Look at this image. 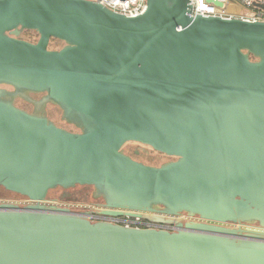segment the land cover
Listing matches in <instances>:
<instances>
[{
  "label": "water",
  "instance_id": "obj_1",
  "mask_svg": "<svg viewBox=\"0 0 264 264\" xmlns=\"http://www.w3.org/2000/svg\"><path fill=\"white\" fill-rule=\"evenodd\" d=\"M83 187L101 215L172 229L48 200ZM0 188L25 199L0 201V264H264V21L0 0Z\"/></svg>",
  "mask_w": 264,
  "mask_h": 264
},
{
  "label": "built area",
  "instance_id": "obj_2",
  "mask_svg": "<svg viewBox=\"0 0 264 264\" xmlns=\"http://www.w3.org/2000/svg\"><path fill=\"white\" fill-rule=\"evenodd\" d=\"M96 2L111 10L112 12L135 17L146 8V0H86ZM192 4V16H213L223 18H239L245 21L256 22L264 21V0H215L222 3V7H216L206 0H190ZM2 201V200H1ZM21 202L20 204L24 203ZM75 206V205H74ZM77 207H89L92 218L98 221H106L119 224L125 227L140 229H167L172 228L167 225L151 223L141 219L117 218L101 215L95 206L82 205ZM180 220V218H179Z\"/></svg>",
  "mask_w": 264,
  "mask_h": 264
},
{
  "label": "rangeland",
  "instance_id": "obj_3",
  "mask_svg": "<svg viewBox=\"0 0 264 264\" xmlns=\"http://www.w3.org/2000/svg\"><path fill=\"white\" fill-rule=\"evenodd\" d=\"M21 37L22 39L31 42H35L37 40V36L31 33L30 35H26V33H23ZM61 46H62L61 43L56 41H51L48 47L50 50H58L61 48ZM16 105L22 109H26L30 111V107L26 106L19 100L16 101ZM48 110H49L50 118L57 123L59 112L56 109H52V108H49ZM71 130L73 129L71 128ZM125 152L131 155L132 157H134V159H136L137 161H140L146 165L157 166L169 160V158L165 157L164 155L156 153L150 148L136 143L126 144ZM90 193H91V188L89 187H83L79 190L72 192H64L61 189H57L49 192L48 200L54 201L59 204H71L75 206L88 205V196ZM1 200L21 203L25 199L18 195L8 193L4 191L2 188H0V201Z\"/></svg>",
  "mask_w": 264,
  "mask_h": 264
},
{
  "label": "trees",
  "instance_id": "obj_4",
  "mask_svg": "<svg viewBox=\"0 0 264 264\" xmlns=\"http://www.w3.org/2000/svg\"><path fill=\"white\" fill-rule=\"evenodd\" d=\"M26 35H30V33H27V32H26Z\"/></svg>",
  "mask_w": 264,
  "mask_h": 264
},
{
  "label": "flooded vegetation",
  "instance_id": "obj_5",
  "mask_svg": "<svg viewBox=\"0 0 264 264\" xmlns=\"http://www.w3.org/2000/svg\"><path fill=\"white\" fill-rule=\"evenodd\" d=\"M68 129H69V130H71V128H70V127H69ZM144 153H145V152H144Z\"/></svg>",
  "mask_w": 264,
  "mask_h": 264
}]
</instances>
